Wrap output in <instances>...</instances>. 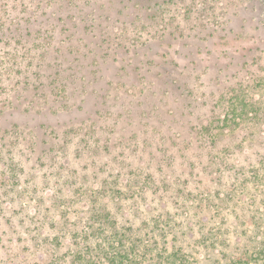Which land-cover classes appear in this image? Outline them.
I'll list each match as a JSON object with an SVG mask.
<instances>
[{"label":"rangeland","instance_id":"obj_1","mask_svg":"<svg viewBox=\"0 0 264 264\" xmlns=\"http://www.w3.org/2000/svg\"><path fill=\"white\" fill-rule=\"evenodd\" d=\"M262 180L264 0H0V264H79L103 207L264 250Z\"/></svg>","mask_w":264,"mask_h":264},{"label":"trees","instance_id":"obj_2","mask_svg":"<svg viewBox=\"0 0 264 264\" xmlns=\"http://www.w3.org/2000/svg\"><path fill=\"white\" fill-rule=\"evenodd\" d=\"M231 104L232 110L227 118L232 121L235 117L238 120L247 115L242 106ZM226 117L222 122H228ZM235 121V120H234ZM223 131V130H221ZM229 170L238 171L235 165L228 167ZM264 185V180H262ZM243 185V184H242ZM101 211V212H100ZM107 212V214H103ZM209 217L203 218L205 228L201 234L191 235L190 241L183 243L185 238L170 230L172 217L170 214L163 213L158 215L154 221L144 224L146 229L145 240L136 233L128 234L121 232L115 226V222L110 221L111 213L106 207L93 212L94 218L88 223V230L92 232L86 234L84 240L79 243L80 249H76L75 256L79 264H194L198 261L194 257V252L200 248L206 249L211 259L209 264H264V250L262 248H248L242 252L235 253L232 250L230 257L221 259L213 254V249L219 239H222L218 231L215 217L209 211ZM112 225V226H111ZM89 232V233H90ZM80 238V237H79ZM226 242L223 241V243ZM44 253L37 258L41 259L43 264H47ZM39 259L37 261H39ZM223 260V261H222ZM213 261V263H211ZM215 261V262H214Z\"/></svg>","mask_w":264,"mask_h":264}]
</instances>
